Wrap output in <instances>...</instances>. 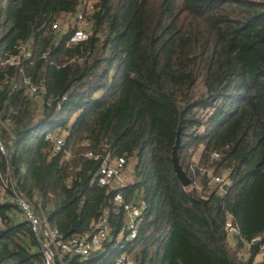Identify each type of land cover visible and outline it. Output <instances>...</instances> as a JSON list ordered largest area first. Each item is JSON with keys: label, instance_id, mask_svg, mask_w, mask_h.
Returning a JSON list of instances; mask_svg holds the SVG:
<instances>
[{"label": "trees", "instance_id": "16d2710c", "mask_svg": "<svg viewBox=\"0 0 264 264\" xmlns=\"http://www.w3.org/2000/svg\"><path fill=\"white\" fill-rule=\"evenodd\" d=\"M88 1L90 36L70 43ZM179 127L189 187L172 161ZM0 140L1 172L64 239L108 219L103 249L65 264H264L251 243L264 238V0H0ZM89 150L127 158L123 186L99 184ZM204 166L230 170L224 192ZM12 193L0 264H44ZM119 193L141 209L133 239Z\"/></svg>", "mask_w": 264, "mask_h": 264}, {"label": "built area", "instance_id": "2783aa9c", "mask_svg": "<svg viewBox=\"0 0 264 264\" xmlns=\"http://www.w3.org/2000/svg\"><path fill=\"white\" fill-rule=\"evenodd\" d=\"M95 9L94 1H88L84 8L78 12L74 23L78 24V28L74 29V33L70 38V43H78L85 41L90 36L88 16ZM62 24L60 21L53 24L54 29H60ZM21 50L17 55H10L5 64L18 65L21 62L22 52ZM32 94L38 93V87L32 86L30 89ZM56 144L57 150H60L64 145V139L62 137L50 136ZM0 150L3 153H7L6 147L0 140ZM87 157L94 160H101V166L98 172V181L100 185L110 186L114 189L124 184L123 172L126 168L127 158L124 156L114 157L110 153L104 156L93 150H89L86 154ZM220 154L217 151L212 153V158H219ZM202 174L207 175L210 182L219 185V192H224V187L228 184V176L230 170L225 169L222 174H216L209 166L200 168ZM0 179L2 184L0 185V191L7 190L11 187L13 191V202L17 205L21 217L26 220L36 239L41 246V253L43 256L44 264H65L63 256L64 254L86 257L91 252L99 251L103 249L105 241L108 239L111 233V225L107 218L100 219L95 225V231L85 236H76L71 239H64L61 234L50 224L48 219L43 213H40L36 208V205L32 200L25 196L21 190L17 187V181L15 176L8 172L3 174L0 170ZM115 203L124 208L127 214V221L124 227L127 232V238L133 239L137 236L138 218L141 216V209L134 203H128L125 201L122 194L115 196ZM2 219L0 217V225ZM226 229L229 233H238V228L227 222ZM124 233V232H123ZM260 242V254L264 257V238L262 236L254 237L251 243ZM116 264H137L132 260L127 252H122L116 258Z\"/></svg>", "mask_w": 264, "mask_h": 264}, {"label": "water", "instance_id": "95a60500", "mask_svg": "<svg viewBox=\"0 0 264 264\" xmlns=\"http://www.w3.org/2000/svg\"><path fill=\"white\" fill-rule=\"evenodd\" d=\"M181 128H178L177 131V137H176V142L175 145L173 147V151H172V161H173V165H174V169L176 171L177 176L179 177V179L181 180L182 184L184 187H189L193 184L192 179L187 175L186 171L182 168V166L179 163V158H178V148L180 145V141H181Z\"/></svg>", "mask_w": 264, "mask_h": 264}, {"label": "rangeland", "instance_id": "374dc122", "mask_svg": "<svg viewBox=\"0 0 264 264\" xmlns=\"http://www.w3.org/2000/svg\"><path fill=\"white\" fill-rule=\"evenodd\" d=\"M60 22H61V24H62L63 29H66V27H68V25H69V23H70V20H69V18L67 17L66 19H64V20H62V21H60ZM125 172H126V168H125V170H124V172H123V176H124ZM259 258H262V256L259 255V256H258V259H259Z\"/></svg>", "mask_w": 264, "mask_h": 264}, {"label": "crops", "instance_id": "0c3cea01", "mask_svg": "<svg viewBox=\"0 0 264 264\" xmlns=\"http://www.w3.org/2000/svg\"><path fill=\"white\" fill-rule=\"evenodd\" d=\"M22 218V217H21ZM23 219V218H22Z\"/></svg>", "mask_w": 264, "mask_h": 264}]
</instances>
